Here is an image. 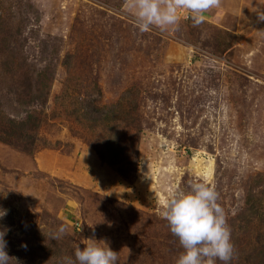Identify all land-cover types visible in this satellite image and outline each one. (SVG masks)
<instances>
[{
    "label": "rangeland",
    "instance_id": "1",
    "mask_svg": "<svg viewBox=\"0 0 264 264\" xmlns=\"http://www.w3.org/2000/svg\"><path fill=\"white\" fill-rule=\"evenodd\" d=\"M126 4L0 0L8 254L60 264L95 238L120 264H175L160 202L201 181L225 209L231 264H264V0L143 33Z\"/></svg>",
    "mask_w": 264,
    "mask_h": 264
},
{
    "label": "clouds",
    "instance_id": "2",
    "mask_svg": "<svg viewBox=\"0 0 264 264\" xmlns=\"http://www.w3.org/2000/svg\"><path fill=\"white\" fill-rule=\"evenodd\" d=\"M220 4L221 0H127L125 11L142 33L153 28L175 32L183 18L181 10L188 13L193 26H200L205 22V14ZM261 18L264 19V14ZM7 213L8 209L0 206V220ZM159 215L167 221L182 249L175 264H217V261L231 264L235 247L215 186L193 181L187 189L179 185L171 187L160 202ZM8 231L6 226H0V264H13V261L19 264L7 252ZM65 232L64 227H59L49 239H60ZM120 251H114L105 240L87 238L84 247L77 246L74 258L63 257L60 264H120Z\"/></svg>",
    "mask_w": 264,
    "mask_h": 264
},
{
    "label": "trees",
    "instance_id": "3",
    "mask_svg": "<svg viewBox=\"0 0 264 264\" xmlns=\"http://www.w3.org/2000/svg\"><path fill=\"white\" fill-rule=\"evenodd\" d=\"M22 126V125H21ZM32 127V126H31ZM0 140L2 141V142H6V143H8V144H12L13 146H14V141H12V140H8L7 139V137L5 136H1L0 135Z\"/></svg>",
    "mask_w": 264,
    "mask_h": 264
}]
</instances>
